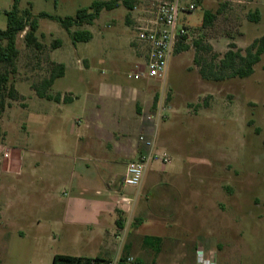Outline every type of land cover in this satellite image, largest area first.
Here are the masks:
<instances>
[{"label":"rangeland","instance_id":"374dc122","mask_svg":"<svg viewBox=\"0 0 264 264\" xmlns=\"http://www.w3.org/2000/svg\"><path fill=\"white\" fill-rule=\"evenodd\" d=\"M93 1L96 0H58L54 4V0H19V8L29 10L32 17L41 12L66 17L74 16L79 8ZM157 2L135 0L132 11L120 5L114 10L102 11L92 25L71 28V31L80 29L92 33L88 42L73 45L71 36L58 23L44 18L37 20L40 50L26 45L25 32L18 35L15 72L9 73L7 84V88L16 91L17 98H5V106L0 110V145L27 152L30 148L39 149L40 154L50 146L59 151L64 143V131L76 127L71 119L81 118V114L69 107L68 114L60 116L62 125L59 117H55L58 120L40 126L32 135L29 132L31 111L41 110L43 106H50L49 111L52 109V103L39 99L33 86L48 78L55 60L65 62L68 69L53 90L73 88L74 92L82 93L79 76H112L110 66L92 57L99 50L101 35L108 48L106 53H112L115 47L116 52L124 53L125 48L132 47L137 19L148 17ZM12 5L13 0H0V29H5L4 12ZM197 6L194 13L180 15L187 26L179 45L187 49L174 51L163 79H144L151 81L154 97L136 117L139 155L135 161L145 163L140 185L154 187L159 192L150 195L149 203L142 202L147 210L140 215L154 219L155 225L145 230L147 233L164 237L156 264H195L197 245H203L207 250L203 249L204 252L217 264H264V53L253 73L245 79L214 81L200 74L202 65H217L231 44L244 52L264 36V0H203ZM205 11L215 16L206 28L202 27ZM254 12L260 16L258 22L250 20ZM56 40L61 41L60 48H54ZM135 54L134 65L125 67L126 78L137 70L144 55L138 50ZM124 116L128 118L129 112ZM163 154L168 157L167 163L160 160ZM37 158L43 163L50 160L42 155ZM61 160L54 156L50 161L52 166L36 169L41 174L48 172L50 177L67 174L70 177V166H64ZM30 161L29 157L26 166ZM131 161L134 159H120L119 165L112 168V173L119 175L115 182L118 187L123 186L121 176ZM102 172L103 176L108 175ZM15 182L21 197L17 210L20 221L15 226L10 223L11 229L7 232L21 226L27 237L10 242L6 264H29V261L30 264H51L56 254L91 255L92 247L79 237L29 240V215L37 213L33 205L29 207V194L33 193L26 182ZM40 212L43 213L39 209L37 214L41 215ZM116 217L122 218L119 214ZM168 231L177 232L176 250ZM191 247L195 248L193 254ZM127 258L136 260L133 256ZM119 259V256L105 258L108 264H118ZM151 259V255L146 258L148 264Z\"/></svg>","mask_w":264,"mask_h":264},{"label":"crops","instance_id":"0c3cea01","mask_svg":"<svg viewBox=\"0 0 264 264\" xmlns=\"http://www.w3.org/2000/svg\"><path fill=\"white\" fill-rule=\"evenodd\" d=\"M92 36L91 33V39ZM131 46L125 48L122 54L116 52V47L112 53H106L108 48L101 35L100 47L92 55L93 60L105 62L114 74L109 78L79 76L82 93L74 92L73 88L63 91L52 89L58 80L65 77L68 69L65 62L55 60V64L64 65V75L54 81L48 94L60 95V101L44 100L52 103L51 111L50 106L31 111L29 132L34 135L40 126L55 120V117H59L62 125L60 116L68 114L67 108H76L81 118L71 119L76 127L64 131V143L59 146V151L54 149L55 146H50L49 150L40 154L39 149L30 148L27 152L11 145H0V151L6 154L0 156V264H6L4 260L11 248L10 242L14 238L27 237L21 226H16L11 233L7 232L10 223L18 225L20 221L17 210L21 197L14 181L26 182L33 193L29 194V207L33 205L37 213L39 209L43 212H40L41 215H29V240H56L74 236L90 244L91 255L70 256L102 259L133 256L138 263L148 264L146 258L151 255L150 263H158L156 257L162 252L164 237L147 233L145 230L155 225L154 219L144 218L140 214L147 210L142 202L149 203L150 195L159 190L144 185L136 189L118 187L115 182L119 175L112 173V168L119 165L120 159H137L136 117L139 112H144L154 97L150 89L151 81L126 78L125 67L134 65L135 50L140 51L135 38ZM65 94L70 96L66 102L63 101ZM126 112L130 114L128 118L124 116ZM68 121L70 123V118ZM39 155L50 160L43 163L37 158ZM54 156L62 158L64 166H70V177L67 173L65 177H50L48 172L41 174L37 171L40 166H52L50 161ZM29 157L31 161L26 166ZM102 171L108 175L103 176ZM117 214L121 215L120 220H117ZM169 233V238H174L176 250V242L179 241L177 232ZM154 238L157 240L154 241ZM202 246L197 245L196 250L202 248L207 251ZM189 249L193 254L195 248Z\"/></svg>","mask_w":264,"mask_h":264},{"label":"trees","instance_id":"16d2710c","mask_svg":"<svg viewBox=\"0 0 264 264\" xmlns=\"http://www.w3.org/2000/svg\"><path fill=\"white\" fill-rule=\"evenodd\" d=\"M58 0H54V4ZM135 0H96L87 7L79 8L74 16L58 17L49 13L41 12L35 17H32L29 10H21L19 8V0H13V5L10 10L4 12L6 17L5 29H0V110L4 108V99H16L17 94L13 88H7L9 82V73L15 72V60L18 57V49L16 47L17 36L24 33V40L28 47H33L36 50L42 48L41 43L37 40L36 31L38 29V19L44 18L58 23L63 30L70 36L72 44L79 42H88L91 39V33L87 30H74L73 27H81L83 25H92L104 10L111 11L124 6L128 11L134 8ZM258 12L250 14V20L253 22L259 21ZM215 16L210 11H205L202 16V27H210ZM61 41L54 42V48L60 47ZM177 50H185L187 47L178 45ZM264 53V36L256 40L247 47L244 52L236 48L234 44L229 46L223 57L215 66H201L200 74L203 78L212 79L214 81H222L230 78L245 79L253 73L254 66L260 61L261 55ZM5 67L4 71L1 67ZM208 70V71H206ZM64 75L63 64H53L48 78L43 79L38 86H33L36 95L41 99L59 102L60 95L50 96L48 90L53 85L57 78ZM66 102L67 98H63ZM153 239V238H152ZM157 239L154 238V241ZM127 257L121 256L118 264H127ZM51 264H108L105 259L94 257H75L70 255L56 254L52 258ZM133 264H140L134 261Z\"/></svg>","mask_w":264,"mask_h":264},{"label":"built area","instance_id":"2783aa9c","mask_svg":"<svg viewBox=\"0 0 264 264\" xmlns=\"http://www.w3.org/2000/svg\"><path fill=\"white\" fill-rule=\"evenodd\" d=\"M200 1L203 0H158L155 10L150 12L148 17L137 19L133 31L135 41L144 55L143 62L136 66L137 70L127 75L129 79L160 80L165 77L169 61L186 33L187 23L180 19V15L194 13ZM3 155L6 154L3 153ZM160 160L167 163V155H161ZM144 171L145 163L139 160L129 162L122 179L123 186L138 187L143 179ZM133 262L132 258H127V264H133ZM195 264L217 263L210 254L198 248L195 251Z\"/></svg>","mask_w":264,"mask_h":264}]
</instances>
